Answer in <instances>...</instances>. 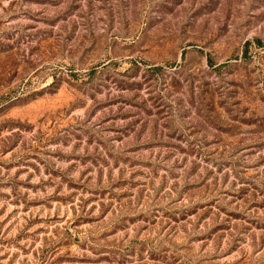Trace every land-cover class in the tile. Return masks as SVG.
<instances>
[{
  "label": "rangeland",
  "instance_id": "obj_1",
  "mask_svg": "<svg viewBox=\"0 0 264 264\" xmlns=\"http://www.w3.org/2000/svg\"><path fill=\"white\" fill-rule=\"evenodd\" d=\"M0 264H264V0H0Z\"/></svg>",
  "mask_w": 264,
  "mask_h": 264
}]
</instances>
